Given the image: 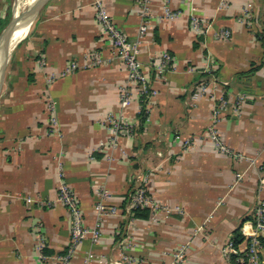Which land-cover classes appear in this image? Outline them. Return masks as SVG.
Segmentation results:
<instances>
[{
  "label": "crops",
  "instance_id": "1",
  "mask_svg": "<svg viewBox=\"0 0 264 264\" xmlns=\"http://www.w3.org/2000/svg\"><path fill=\"white\" fill-rule=\"evenodd\" d=\"M14 1L0 0V17ZM222 1L153 0L140 63L158 94L126 109L119 87L127 69L112 56L96 3L134 38L140 0H51L39 12L13 50L0 92V264H55L68 252L72 217L58 202L64 185L88 228L100 224L97 188L120 212L141 185L160 204L180 208L147 219L107 217L101 239L84 240L70 264L120 260L121 242L139 264H172L183 248L182 264H232L223 249L236 231L243 241L234 254L264 264V239L250 254L255 209L264 202V0H225L227 8ZM166 7L180 15L168 18ZM192 16L202 21L200 34ZM226 29L231 37L216 40ZM165 54L170 61L162 64ZM202 82L208 94L192 103ZM213 97L229 100L218 129L232 155L203 141ZM109 115L130 127L114 146ZM42 243L46 260L38 257Z\"/></svg>",
  "mask_w": 264,
  "mask_h": 264
},
{
  "label": "built area",
  "instance_id": "2",
  "mask_svg": "<svg viewBox=\"0 0 264 264\" xmlns=\"http://www.w3.org/2000/svg\"><path fill=\"white\" fill-rule=\"evenodd\" d=\"M153 0H140V11H141V24L138 28V32L134 38L126 35L112 20L105 6L100 2L96 3L97 17L102 27L103 35L109 40L114 58L122 61L127 69L126 81L119 87V104L122 109L128 108L134 99L144 97L151 99L157 96V90L150 85V82L144 73L143 66L140 63V54L142 45L145 42V38L149 31V20L151 18ZM223 7L227 8L225 0L221 2ZM165 15L168 18H176L180 15L179 12H174L170 8H165ZM250 17V16H249ZM252 22H249L250 27ZM203 28V24L200 18L192 16V30L195 34H200ZM231 37L230 30H221L215 35L216 40L222 41L227 40ZM170 56L165 54L163 56L162 64L168 63ZM102 60L97 58L95 64L99 65ZM76 68L75 65L72 66ZM54 77L49 78V82L54 81ZM209 86L206 82L199 84L197 90H195L190 98L192 103H197L201 98L207 96ZM213 108H212V120L207 127L205 134L203 135V141L207 146H211L223 154L232 155L231 150L227 144L223 141L221 133L218 129L221 123L225 111L229 105V100L224 97H213ZM242 99L238 102V111L241 108ZM50 109L54 113L55 107L51 103ZM106 123L109 126V130L114 135V138L110 141V144L114 146L117 143L119 135H126L130 132V127L127 123L115 119L112 115H109L106 119ZM59 125L58 117L52 115L51 126L56 131ZM186 143L191 145L192 142L187 140ZM105 144H103L104 146ZM96 193L100 200L95 207V211L99 216L100 224L94 228H88L85 225L83 212L77 196L67 187L61 186L59 191L58 202L61 203L69 211L72 217L71 237H70V248L65 255L58 256L54 259L55 264H70L73 253L77 247L84 242V240L90 238L92 243H97L101 239L102 235V224L109 216H119L121 212L123 215L130 217L131 211L136 207H145L151 210V215L157 213L170 214L173 211H180V208L173 209L169 206L160 204L157 202L149 193L145 185L138 187L135 192L128 194L126 205L120 209L114 205H107L106 201L110 198V193L104 188H97ZM28 203H32L29 199ZM251 235V250L250 254L256 253L257 246H260L261 240L264 239V202H259L254 213L253 233ZM120 248L125 252L122 253L120 260H113L109 256H92L89 260H94L99 264H139L138 260L126 253L127 250L132 248L130 243H120ZM44 243L38 248V257L41 260H46L47 257L43 253ZM236 253V247L232 242H229L223 249V257L226 260H230V256ZM185 258V249L183 248L177 255L176 260L172 264H182Z\"/></svg>",
  "mask_w": 264,
  "mask_h": 264
},
{
  "label": "water",
  "instance_id": "3",
  "mask_svg": "<svg viewBox=\"0 0 264 264\" xmlns=\"http://www.w3.org/2000/svg\"><path fill=\"white\" fill-rule=\"evenodd\" d=\"M51 0H34L33 3L23 12V14L17 16L15 14L16 8L14 10L12 19L7 27L0 34V51L4 56V60L0 65V92L2 90L5 72L9 59L11 56V51H9V44L11 43L13 36L15 34L16 28L19 24L30 23L32 24L39 12L50 2ZM17 4V0H15Z\"/></svg>",
  "mask_w": 264,
  "mask_h": 264
},
{
  "label": "trees",
  "instance_id": "4",
  "mask_svg": "<svg viewBox=\"0 0 264 264\" xmlns=\"http://www.w3.org/2000/svg\"><path fill=\"white\" fill-rule=\"evenodd\" d=\"M11 18V13L7 17L1 16L0 17V34L2 31L7 27L9 20ZM144 99V97H142ZM135 192V191H133ZM128 196L126 197L127 200ZM125 207V206H124ZM123 207V208H124ZM151 216V210L145 207H136L131 211V218L132 219H147ZM243 241V237L239 231L235 232L234 238L231 240L234 247H238ZM230 263L232 264H248V260L246 257H243L242 255L232 254L230 256Z\"/></svg>",
  "mask_w": 264,
  "mask_h": 264
},
{
  "label": "bare ground",
  "instance_id": "5",
  "mask_svg": "<svg viewBox=\"0 0 264 264\" xmlns=\"http://www.w3.org/2000/svg\"><path fill=\"white\" fill-rule=\"evenodd\" d=\"M34 0H22V3L19 6L18 9V14L17 16L23 14V12L33 3ZM31 28V24L30 23H21L19 24V26L16 28L15 34L13 36V39L11 41V43L9 44V51H11V54L13 53V50L16 48V46L18 45V43L20 41H22L27 33L29 32ZM4 60V56L2 54V52L0 51V65Z\"/></svg>",
  "mask_w": 264,
  "mask_h": 264
},
{
  "label": "rangeland",
  "instance_id": "6",
  "mask_svg": "<svg viewBox=\"0 0 264 264\" xmlns=\"http://www.w3.org/2000/svg\"><path fill=\"white\" fill-rule=\"evenodd\" d=\"M21 3H22V0H21V2H20V0H17V4H16L15 1H14V2H10V4H9V5L6 7V9L4 10V13H5L4 16H5V17H7V16L9 15V13H11V18H10V20H9V23H10V21H11V19H12V16H13V13H14L15 8H16L15 14H16V15L18 14V9H19V6H20ZM9 23H8V24H9ZM15 50H16V49H15ZM14 52H15V51H14ZM14 52L11 54L9 60H11V58H12ZM9 64H10V61H9L8 65H7V67L9 66ZM7 69H8V68H7Z\"/></svg>",
  "mask_w": 264,
  "mask_h": 264
}]
</instances>
